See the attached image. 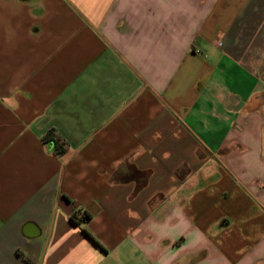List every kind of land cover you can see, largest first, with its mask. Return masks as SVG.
<instances>
[{"label": "crops", "instance_id": "1", "mask_svg": "<svg viewBox=\"0 0 264 264\" xmlns=\"http://www.w3.org/2000/svg\"><path fill=\"white\" fill-rule=\"evenodd\" d=\"M0 264H264V0H0Z\"/></svg>", "mask_w": 264, "mask_h": 264}, {"label": "trees", "instance_id": "2", "mask_svg": "<svg viewBox=\"0 0 264 264\" xmlns=\"http://www.w3.org/2000/svg\"><path fill=\"white\" fill-rule=\"evenodd\" d=\"M55 148H56V152L57 153H59V154H61V153H63L64 151H65V147H61V144L59 145V144H56V146H55ZM89 219V215L87 214V213H82V215L81 216H78V213H73L72 215H71V217H70V220L72 221V223H74V224H78V223H80L81 221H85V220H88ZM84 233L90 238V239H92L85 231H84ZM92 241H94L93 239H92Z\"/></svg>", "mask_w": 264, "mask_h": 264}]
</instances>
